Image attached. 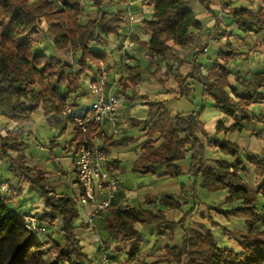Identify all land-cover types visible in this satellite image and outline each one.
Returning a JSON list of instances; mask_svg holds the SVG:
<instances>
[{
	"label": "clouds",
	"instance_id": "1",
	"mask_svg": "<svg viewBox=\"0 0 264 264\" xmlns=\"http://www.w3.org/2000/svg\"><path fill=\"white\" fill-rule=\"evenodd\" d=\"M261 200L264 0H0V264H264Z\"/></svg>",
	"mask_w": 264,
	"mask_h": 264
},
{
	"label": "trees",
	"instance_id": "2",
	"mask_svg": "<svg viewBox=\"0 0 264 264\" xmlns=\"http://www.w3.org/2000/svg\"><path fill=\"white\" fill-rule=\"evenodd\" d=\"M260 203L264 204V200H261ZM261 211H264V208H262ZM261 232H264V226H261ZM252 235L255 236L256 233L253 232ZM261 238H264V236H261ZM34 264H36V262H34ZM73 264H75V258L73 259Z\"/></svg>",
	"mask_w": 264,
	"mask_h": 264
}]
</instances>
